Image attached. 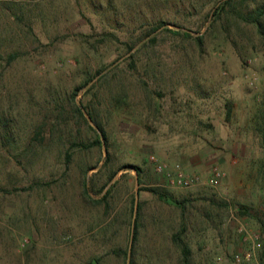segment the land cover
Wrapping results in <instances>:
<instances>
[{
  "label": "rangeland",
  "instance_id": "374dc122",
  "mask_svg": "<svg viewBox=\"0 0 264 264\" xmlns=\"http://www.w3.org/2000/svg\"><path fill=\"white\" fill-rule=\"evenodd\" d=\"M223 1L0 0V264H264V37Z\"/></svg>",
  "mask_w": 264,
  "mask_h": 264
},
{
  "label": "trees",
  "instance_id": "16d2710c",
  "mask_svg": "<svg viewBox=\"0 0 264 264\" xmlns=\"http://www.w3.org/2000/svg\"><path fill=\"white\" fill-rule=\"evenodd\" d=\"M231 2V3H229ZM231 4V11L235 13V15L245 21L254 24L256 27L257 32L264 37V0H225L223 4L220 6V9L224 6V4ZM262 108L259 111L257 109L256 115V130L260 135L262 141V147L264 148V98L262 100ZM98 141V138L95 140ZM138 172V171H137ZM152 191L157 194L160 198L164 199L167 197L165 192H162L157 189H152ZM107 190L105 191V193ZM170 198L175 205L180 208V210H184L183 202L180 200H175L172 197ZM262 216H258L256 219L261 223L264 229V209L261 213ZM136 224H134V227ZM135 229V228H134ZM179 238L177 234H174V239ZM179 245L182 251V261L184 264H191L190 262V249L186 243L183 241H179ZM128 264H133V260L131 259Z\"/></svg>",
  "mask_w": 264,
  "mask_h": 264
},
{
  "label": "built area",
  "instance_id": "2783aa9c",
  "mask_svg": "<svg viewBox=\"0 0 264 264\" xmlns=\"http://www.w3.org/2000/svg\"><path fill=\"white\" fill-rule=\"evenodd\" d=\"M149 161L153 164L157 171L165 173L171 185L190 187L197 181V176H187L184 174L179 164H174L171 168L167 167L165 163L158 160L154 155L149 156ZM221 173L217 167H213L208 181L211 185L216 184L217 179L220 178Z\"/></svg>",
  "mask_w": 264,
  "mask_h": 264
}]
</instances>
